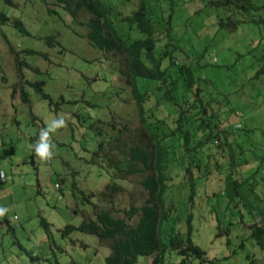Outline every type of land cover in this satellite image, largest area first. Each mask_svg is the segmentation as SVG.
<instances>
[{"label": "rangeland", "instance_id": "374dc122", "mask_svg": "<svg viewBox=\"0 0 264 264\" xmlns=\"http://www.w3.org/2000/svg\"><path fill=\"white\" fill-rule=\"evenodd\" d=\"M147 1L157 25L171 21L178 57L203 54L198 71L215 97L227 99L231 131L226 150L215 141L208 146L204 167L192 161L191 173L175 168L167 200L174 206L161 238L168 243L173 231L185 234L191 215L192 241L214 260L209 264H264L249 229L264 207V76L257 75L264 65V25L222 28L225 12L209 0ZM139 4L115 0L114 14L126 16ZM90 17L82 10L74 20L54 0H0V264H105L111 251L97 236L77 230L62 236L61 230L79 226L85 213L94 218L88 195L97 210L110 207L118 217L148 197L141 175L117 181L124 190L112 203L99 197L110 177L104 163L91 161L94 151L125 126L137 133L141 123L130 86L118 74L123 56L104 53L85 37ZM30 83H43L41 91ZM57 115L65 124L49 136L52 156L41 160L31 145ZM238 178L248 179L240 194L229 185ZM165 260L177 263L180 257L168 248ZM151 262L137 258V264Z\"/></svg>", "mask_w": 264, "mask_h": 264}, {"label": "trees", "instance_id": "16d2710c", "mask_svg": "<svg viewBox=\"0 0 264 264\" xmlns=\"http://www.w3.org/2000/svg\"><path fill=\"white\" fill-rule=\"evenodd\" d=\"M54 4L62 6L74 20L85 10L91 15L85 23L89 44L104 53L123 56L124 64L118 74L130 86L141 123L137 133L125 126L108 143L101 141L94 151L91 161L104 163L110 177L99 197L112 203L114 196L124 190L117 181L132 175L142 176L140 184L148 194L141 206L125 209V217L116 216L110 207L97 210L90 200L92 194L88 195L84 199L94 208V218L85 213L81 224L67 225L61 230L62 236L75 230L97 236L111 251L105 264H137L139 256L150 257L151 264H167L168 248L176 250L180 257L177 263L170 264L213 263L207 259L206 251L192 241L191 215L185 234L173 231L168 243L161 238L163 220L174 206L168 202V183L173 174L177 175L175 168L191 173L192 161L198 168L207 164L210 154L206 150L212 142L224 150L230 146L227 99L215 97L211 82L199 73L198 62L203 54L178 57L170 34L171 21L157 25L148 16L147 0H140L138 8L126 16L114 14L115 0H54ZM209 4L225 12L220 19L222 28L236 30L246 22L264 25V0H209ZM49 12L56 13L54 9ZM15 25L22 33H28L19 20ZM47 40L50 43L52 38ZM20 64L24 63L18 61ZM257 75L264 76V65ZM31 85L41 91L43 83ZM21 97L29 102L25 92ZM233 155L231 151V161ZM240 179L229 183L237 194L238 187L248 181ZM244 202L247 204V200ZM135 216L138 221L130 223ZM256 216L258 222L249 226L250 238L264 252V207L257 209ZM41 223L48 228L44 218Z\"/></svg>", "mask_w": 264, "mask_h": 264}, {"label": "clouds", "instance_id": "9594fccd", "mask_svg": "<svg viewBox=\"0 0 264 264\" xmlns=\"http://www.w3.org/2000/svg\"><path fill=\"white\" fill-rule=\"evenodd\" d=\"M65 124L63 116L57 115L55 118L46 121L43 128L40 129L37 138L33 141L31 147L34 156L39 157L41 160L48 159L52 156V148L54 147L49 140L50 134L61 129ZM4 211L0 208V213Z\"/></svg>", "mask_w": 264, "mask_h": 264}, {"label": "built area", "instance_id": "2783aa9c", "mask_svg": "<svg viewBox=\"0 0 264 264\" xmlns=\"http://www.w3.org/2000/svg\"><path fill=\"white\" fill-rule=\"evenodd\" d=\"M240 125H238V127H239Z\"/></svg>", "mask_w": 264, "mask_h": 264}]
</instances>
